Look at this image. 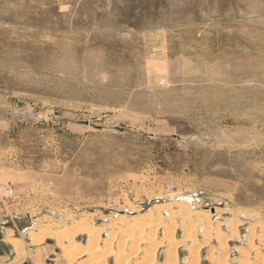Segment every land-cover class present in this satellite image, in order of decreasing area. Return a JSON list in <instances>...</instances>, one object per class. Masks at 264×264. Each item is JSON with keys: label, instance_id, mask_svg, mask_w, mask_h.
I'll return each instance as SVG.
<instances>
[{"label": "rangeland", "instance_id": "rangeland-1", "mask_svg": "<svg viewBox=\"0 0 264 264\" xmlns=\"http://www.w3.org/2000/svg\"><path fill=\"white\" fill-rule=\"evenodd\" d=\"M144 216L178 264L264 256V0H0V264Z\"/></svg>", "mask_w": 264, "mask_h": 264}, {"label": "bare ground", "instance_id": "bare-ground-1", "mask_svg": "<svg viewBox=\"0 0 264 264\" xmlns=\"http://www.w3.org/2000/svg\"><path fill=\"white\" fill-rule=\"evenodd\" d=\"M144 217L148 218V216ZM159 228L163 231V234L162 237L159 236L160 238H157V236L155 235V231H157ZM83 230H86L90 236L89 245H87L86 247H81L80 244L76 242H72L71 244L70 240L73 238L71 237V232H63V234L57 235V238L60 242L59 245L63 249V256L69 263L107 264L108 262L106 258L112 256L113 264H127V261L131 258H137L136 261L138 263L135 264H178L177 242H174L173 239L174 225L172 222H169L168 224L161 227L159 218L156 220H150L149 218L143 220V222L136 228L137 236H142V238H135L131 235L130 232H128V235H125L127 232L126 230H124L126 231L125 234L122 232V236L120 230V236L118 234V236L113 234V236L111 237V244L117 238L122 237L121 245H117L114 251H112L110 248H102L101 246H99L97 244L98 235L90 231L88 226H84L82 229H76V231L73 232V235L81 233ZM66 242H68L69 244ZM160 246H164L163 260L161 262H157L156 256L158 254ZM127 249L128 252L126 253ZM84 257L85 259L83 261H77L79 258ZM221 257V255H218V261H222ZM257 257V261L259 264V262L261 261L260 259H264V256H260L259 254L257 255ZM197 258V251L194 250V248H189L188 255L183 261L184 264H197Z\"/></svg>", "mask_w": 264, "mask_h": 264}, {"label": "crops", "instance_id": "crops-1", "mask_svg": "<svg viewBox=\"0 0 264 264\" xmlns=\"http://www.w3.org/2000/svg\"><path fill=\"white\" fill-rule=\"evenodd\" d=\"M12 245V244H11ZM2 257V255H0V258Z\"/></svg>", "mask_w": 264, "mask_h": 264}]
</instances>
